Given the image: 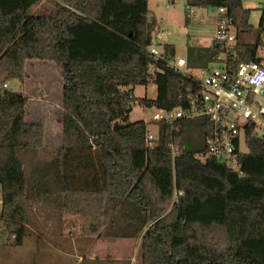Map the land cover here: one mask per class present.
<instances>
[{"label":"trees","instance_id":"16d2710c","mask_svg":"<svg viewBox=\"0 0 264 264\" xmlns=\"http://www.w3.org/2000/svg\"><path fill=\"white\" fill-rule=\"evenodd\" d=\"M42 1L0 0V221L14 245L28 233L29 202L48 198L86 238L141 240V264H264V141L247 135L241 176L202 159L214 128L206 118L153 121L154 149L149 124L130 122L137 87L155 84L157 98L141 104L168 112L187 108L199 88L197 77L151 55L159 28L149 0H58L54 12L31 16ZM244 1L186 0L190 9L226 8L238 63L264 66L261 39L242 40L253 31ZM163 46L176 58L175 45ZM210 51L212 63L219 49ZM31 61L57 63L64 82L62 145L54 173L35 178L39 193L28 189L20 155L43 148L45 126L29 123L30 99L5 87L24 82Z\"/></svg>","mask_w":264,"mask_h":264},{"label":"rangeland","instance_id":"374dc122","mask_svg":"<svg viewBox=\"0 0 264 264\" xmlns=\"http://www.w3.org/2000/svg\"><path fill=\"white\" fill-rule=\"evenodd\" d=\"M57 3L58 0H43L32 8L29 14L31 16L49 14L55 11ZM244 4L246 8L253 10L250 19L253 31L245 33L242 36V40L258 43V40L261 39L262 43L258 48L257 55L258 59L264 62V34L260 37L262 16L260 10L262 5H264V0H245ZM149 6L151 20L155 21L159 28L157 35H160L162 32L165 33L164 39L160 44L175 45L177 48L176 57L189 61L190 68L188 70L190 74L194 77L202 78L208 68L213 67V63H210V48L213 43V31L217 22L218 12L199 8L190 9L187 7L186 0H175V2L172 0H149ZM154 43L159 45L157 40ZM7 85L13 92L20 93L30 99L27 121L45 126L46 135L43 148L38 152L22 151L20 155L24 163L28 189L30 191L34 189L32 193H39L42 187L36 185L35 178L40 173V170L44 172L45 170H50V173H54V162L58 157V151L62 145V120L64 114L62 70L60 65L55 62L31 61L26 65L25 81H13ZM157 94V86L153 83H150L148 86L137 87L134 90V99L132 101L133 113L130 116L131 123L138 121L147 122L149 124V131L156 136L158 126L153 123L156 111L155 109L144 107L141 101L144 99L155 100ZM244 149L246 152L249 151L247 147ZM0 199H2L1 186ZM30 206L28 205V210ZM64 221H60L59 217L49 220L51 228L64 226V232H69V236L72 238L78 237V239L83 240L98 239L84 237L79 228L78 221L69 218ZM1 225L2 222H0ZM7 239L8 237L0 239V242L3 244L7 243ZM128 240L133 257L131 264H141L139 253L141 240ZM119 244L121 243L116 242V249L119 247ZM89 249L92 250V247L87 248L85 244L82 247L83 251ZM97 250H100V247Z\"/></svg>","mask_w":264,"mask_h":264},{"label":"built area","instance_id":"2783aa9c","mask_svg":"<svg viewBox=\"0 0 264 264\" xmlns=\"http://www.w3.org/2000/svg\"><path fill=\"white\" fill-rule=\"evenodd\" d=\"M217 12L221 21L214 40L219 49L214 66L208 68L202 78H197L199 88L189 92L187 108L172 112L155 109L154 121L174 126L182 120L208 119L214 128L206 140L208 155L202 159H215L230 172L243 176L240 158L249 152L244 149L248 148L247 135L264 141V66L256 62L238 63L233 20L226 8ZM164 35L162 32L156 36L159 45L151 46V55L176 72L190 74L186 59L168 57L164 46L160 45ZM149 72L154 75L155 69L152 67ZM156 140L150 133L149 149H154Z\"/></svg>","mask_w":264,"mask_h":264},{"label":"crops","instance_id":"0c3cea01","mask_svg":"<svg viewBox=\"0 0 264 264\" xmlns=\"http://www.w3.org/2000/svg\"><path fill=\"white\" fill-rule=\"evenodd\" d=\"M220 18L218 14L211 48L215 44ZM212 63L214 66L215 62ZM187 68H190L188 61ZM47 200L49 199L41 198L29 202L31 206L25 224L28 233L21 246H15L14 238L10 240L3 230V224L0 226V239L8 237L7 243L0 242V264H131L133 262L128 239H111L103 236L97 240H83L70 237L69 232H64V226L51 228L49 220L59 217V202ZM0 206L2 211V199ZM116 242L121 243L117 249ZM84 244L87 248L92 247V250L83 251ZM99 247L100 250H97Z\"/></svg>","mask_w":264,"mask_h":264}]
</instances>
